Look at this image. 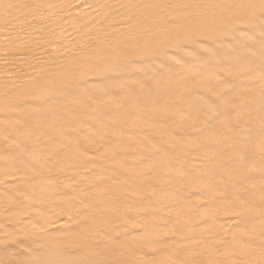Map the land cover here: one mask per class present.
I'll return each instance as SVG.
<instances>
[{"label": "bare ground", "instance_id": "6f19581e", "mask_svg": "<svg viewBox=\"0 0 264 264\" xmlns=\"http://www.w3.org/2000/svg\"><path fill=\"white\" fill-rule=\"evenodd\" d=\"M261 29L264 0H0V115L15 117L0 123V241L18 251L24 234L17 237L11 230L29 219L34 236L32 260L18 263L10 253L2 262L264 264V64L252 68L232 59L243 44L264 43ZM79 32L95 37L91 46L73 47ZM226 42L233 47L225 48ZM187 44L210 46L205 51L210 63L203 72L197 68L201 74L187 85H170L167 99L155 96L158 89L164 92L157 84L141 100L134 99L138 85L121 86L108 71L120 67L133 73L139 66L147 71L156 59ZM80 57L81 62L69 61ZM189 59L179 67L194 70ZM261 59L259 64L264 54ZM49 61L54 62L43 67ZM169 63L162 65L166 72L176 69ZM11 68L16 71L8 76ZM189 71L170 76L178 82ZM108 78L113 82L106 83ZM131 78L141 83L136 75ZM221 78H235L238 90L242 79L260 87L245 93L247 105L241 106L234 98L241 93L227 90ZM189 91V104L195 105L189 118L159 126L169 121L164 105L187 101L182 94ZM206 92L219 111L211 104L202 107L197 97ZM107 94L123 100L124 108L101 106L107 134L100 139V132L88 131L85 123ZM156 103L161 108L154 111L155 123H145L155 131L154 143L128 144L121 134L112 136L115 118L128 127L137 113ZM225 112L236 115L227 119ZM204 117L212 122L198 125ZM249 164L252 171L244 169ZM55 171L61 181L49 179ZM65 196L69 203L60 201ZM120 213L129 217L123 224L115 220ZM137 230L143 237L132 243ZM70 237L76 246L64 257L58 251ZM141 248L145 259L125 257Z\"/></svg>", "mask_w": 264, "mask_h": 264}, {"label": "rangeland", "instance_id": "374dc122", "mask_svg": "<svg viewBox=\"0 0 264 264\" xmlns=\"http://www.w3.org/2000/svg\"><path fill=\"white\" fill-rule=\"evenodd\" d=\"M85 13H87V12H85ZM258 29V28H257ZM256 30V29H255ZM244 30H240V32H239V30L238 31H236V32H238L239 34H241V35H243V33L244 32H246V31H244ZM259 31V30H258ZM263 31L264 30H262L261 29V33H260V35L263 33ZM235 32V33H236ZM248 32V31H247ZM247 32H246V34H247ZM260 32V31H259ZM259 32H258V34H259ZM237 33V34H238ZM248 33H250V32H248ZM254 35H256V34H254ZM78 38L77 39H79V40H77L76 39V41L74 42V44H73V47H75V48H81V47H84V46H91V43L93 42V40H94V36H90V35H88V34H86V33H84V32H79V33H77V35H76ZM80 37V38H79ZM91 39H90V38ZM82 38V39H81ZM84 38V39H83ZM86 39V41H84ZM228 39H229V37H228ZM78 43V44H77ZM81 43V44H80ZM76 44V45H75ZM247 44V45H246ZM245 45L243 44L242 46H241V49L239 50V51H237L238 53L236 54V55H232V57H234V58H232V59H234V60H238L243 66H247V65H250V66H252V68H256V67H260V66H262V64H264V63H258V62H261L262 61V59H261V57H262V54H264V43L263 44H261V43H255V44H251V43H246ZM249 44V45H248ZM224 46H225V48H231V47H233L231 44H229L228 42H226L225 44H223ZM228 47H227V46ZM185 49V51H187L186 53H187V58H185L186 56H185V52H184V50H181V49ZM203 48L204 49H193L192 48V45H188L187 44V46L184 48V46L183 47H181L180 48V50H178L177 49V51L176 50H173V51H175V52H173L172 51V55H169V56H163V59H161V57L160 58H158V60L156 59L155 61H159L158 63H160V64H158L157 62H155L154 61V63L152 64V66H154L153 68H149L148 67V70L146 71L145 70V68H144V70L142 69V67H137L136 69H137V72L139 71L140 72V74H139V72L137 73V72H135V69H134V72H133V70H132V72L133 73H131V71L129 70V71H127V70H124V71H127V73H129V75H130V82H128L126 79H125V75H127V73H125L124 71H122L121 69H120V67L119 68H116V69H114V71L113 70H108L109 72H113V74L115 75V77L117 78L118 77V80H117V82L119 83V85H121V86H125V84H128V83H130V84H132V86L134 87V86H137L138 87V89H137V87H136V90H135V93H134V95H133V98L134 99H139V100H141L142 98H144L145 97V94H146V92L147 91H154L155 89H153V87H152V85L151 84H157L158 86H156V88H161V89H163L164 90V94L162 93H159L160 92V89H158V93L155 95V96H157L158 94L159 95H161V97L162 98H164L166 95H168L169 93H170V91H167V90H172V89H170L169 87H170V85H171V87H173V86H175V85H177V84H188L189 83V78L191 77H194L193 75L196 73V74H199L201 71L203 72V70H204V67H207L208 65H209V63H210V58H208L207 57V50L210 48V46H208L207 44H204L203 45ZM67 50H69V48L67 49ZM205 51H207V52H205ZM241 52V53H240ZM244 55H243V54ZM171 54V53H170ZM175 55V56H174ZM178 55V56H177ZM137 56H138V54H137ZM141 56V54L138 56V57H140ZM171 56V57H170ZM179 56H184V62H185V59H188V58H191L192 57V59H189L188 61H187V64L188 63H191L192 61H194V70H193V67H187V69H183L182 67H185V64H186V62L184 63V64H182L183 62H181L183 59H179V60H181V61H179L181 64H179V65H182V67H179V65H178V63H176L175 62V60L176 61H178V58H179ZM190 56V57H189ZM168 57H170L171 59H173L171 62L170 61H168V60H166V59H169V60H171L170 58H168ZM254 57V58H253ZM166 58V59H165ZM258 58H260V59H258ZM167 61H165V60ZM82 60H84L82 57H80V58H73V59H71V60H69L70 61V63H78V62H81ZM140 62L142 61V59H138ZM191 60V61H190ZM261 60V61H260ZM162 61V62H161ZM50 62H54V61H49L47 64H45V65H43V67H45V68H47L48 66H49V63ZM166 62V63H165ZM170 62V63H169ZM264 62V61H263ZM168 63H169V65L171 64V66H172V64L173 63H175V67H176V69L175 68H173V71H177V72H173V71H171V72H166V70L164 71V65L166 66V64L168 65ZM250 63H252V65L250 64ZM155 64H156V67H157V69H155L154 70V68H155ZM164 64V65H163ZM177 64V65H176ZM163 65V66H162ZM221 67V69L223 68L222 66L223 65H220ZM151 67V66H150ZM196 67V68H195ZM160 70H159V69ZM170 68V67H169ZM168 68V69H169ZM178 68V69H177ZM181 68V69H180ZM199 70H201V71H199ZM224 69V68H223ZM261 69H264V68H261ZM121 70V71H120ZM140 70H142V73L145 71V73L146 74H148V76H149V78H148V76H146L145 74V77H146V79H145V81H142V80H144V79H140V78H143L144 77V75H143V77H142V73H141V71ZM179 70V71H178ZM186 70H190L188 73H189V75H188V73H186L185 75L186 76H188V79H187V77L185 76V75H183V79H181V81H176V79H173L172 78V76H170L171 74H172V72L175 74V75H179L180 73H184V72H186ZM257 70H260V69H257ZM15 71H16V69L15 68H11L10 70H8V72H7V75L9 76V74H10V76L13 74V73H15ZM118 71L121 73H119L118 74ZM148 71H151L152 73H149ZM183 71V72H182ZM164 72V73H163ZM122 73L124 74V76H123V79H121L122 78ZM161 73H163V76H162V74ZM165 73H167V75L165 74ZM201 74V73H200ZM3 74H1L0 73V76H2ZM135 75H136V77H137V79H138V75L140 76L139 77V81H141V83L140 82H136V79L135 78H131L132 76L133 77H135ZM160 75V76H159ZM166 75V76H165ZM160 78H159V77ZM164 77V80H163V78L162 77ZM144 77V78H145ZM158 77V78H157ZM185 77H186V79H185ZM156 78H157V81H156ZM161 78H162V80H161ZM190 78V79H191ZM161 80V81H159V80ZM221 79H224L225 80V82H227V83H225V84H229V85H225L226 87H227V90H229V91H231L232 93L233 92H239V93H241V97H237L238 96V94L237 95H235L234 96V98H236V99H238V102H240L241 101V106H242V104L243 105H247V102H244L243 101V98L245 97V93H248V94H250V93H252V91L253 90H256L257 88H259L260 87V85L259 84H252V83H246V80L245 79H242L241 80V83H245V84H242L241 85V90H238L237 88V85H239V83L237 82V80L235 79V78H231V79H228V78H221ZM113 80L114 79H110V78H108V80L106 81V83L107 82H109V83H111V82H113ZM175 80V81H174ZM228 80H229V82H230V80H231V84L228 82ZM155 81V82H154ZM234 81V82H233ZM136 82V83H135ZM143 82H146V83H148V84H150V85H148V84H145V83H143ZM154 82V83H153ZM121 83V84H120ZM164 83V84H163ZM216 83H218V81L216 82ZM147 85V87L146 88H148V89H143V87L142 86H144L145 87V85ZM175 84V85H174ZM154 85V86H155ZM161 86V87H160ZM240 87V86H239ZM135 88V87H134ZM168 88V89H167ZM167 89V90H166ZM261 89V88H260ZM140 90V91H139ZM175 91H176V93H177V90L175 89ZM169 92V93H168ZM242 94L244 95V96H242ZM0 95H4V91L2 92L1 90H0ZM164 95V96H163ZM182 95H186L188 98H186V99H188L187 101H191L192 99H191V95H190V91L189 92H185V93H183ZM208 95H209V92H206L205 94H199L198 96L199 97H197L198 98V101L201 103V102H203V105L204 106H202L203 108H206V106L207 105H209V104H211V106L212 107H214V109L215 110H217V111H219L220 109H221V106L220 105H218V104H216V102L215 101H212L213 102V104H212V102H209L208 100H207V98H208ZM240 95V94H239ZM109 97V98H108ZM147 97V96H146ZM243 97V98H242ZM102 98V100H101V102L99 103V108H97L96 110H95V112L97 113V115H92L91 116V119L89 118V120H87V123H85L86 124V126L88 127V131H89V129H93V127H95L96 128V130L97 131H95V130H93L94 132H100L99 134H97V137H99L100 139H105V136H106V134H107V132H102V130H103V128L101 127V124H102V120H103V117H104V115H103V109H101V110H99L100 108H101V106H103V107H107L108 106V108H109V106H111V105H115L116 107L115 108H113L114 110H116V111H118V112H121L122 110H123V108H124V104H123V100H121V99H117V98H114V97H111V95H109V94H107L106 96H104V97H101ZM149 98V97H148ZM112 99V100H111ZM164 99H167L166 97L164 98ZM185 99V100H186ZM225 100V99H224ZM187 101H182V102H178V101H175V99H173L170 103H167L166 105H164V107H166L167 108V110H168V116H169V121L167 122V124H163V125H159V126H162V127H166L167 125H172V123H175L176 121L177 122H180V120H181V118H184V119H187V118H189V112H191L190 110H191V108H193V107H195V105H193V106H191L189 103H190V101L189 102H187ZM247 101H248V98H247ZM75 103V102H74ZM121 103V104H120ZM172 103V104H171ZM185 103H187L188 104V106H187V104H186V106H185ZM206 105H205V104ZM72 104H73V102H72ZM181 106H180V105ZM192 104V103H191ZM216 104V105H215ZM83 105V104H82ZM113 105V106H114ZM154 107H152L151 108V110H147L146 112H144V113H137L136 114V116H134V118H133V120L131 121V123H129L128 124V127L127 126H125V128H123V127H121L120 126V123H119V119L118 118H115L112 122L114 123V125H113V127L110 129V133L112 134V136L113 135H117V134H121L122 136H124V139H127V143L128 144H135V143H137V142H139V143H141V144H143V143H154L153 141H155L154 140V138L152 137V135L151 134H154V132L155 131H150V130H147L146 128H149V127H146V124L148 125V123H150L151 125H153V123H155V122H152L151 120L155 117V114H156V112L154 113V111L155 110H157V109H159V108H161V105H160V103H156V104H154L153 105ZM163 106V105H162ZM190 106H191V108H190ZM216 106L218 107L219 106V108L217 109L216 108ZM121 107V108H120ZM200 106H198L197 108H199ZM202 107H200V108H202ZM225 107V106H224ZM254 109V108H253ZM113 110V111H114ZM255 110V109H254ZM108 111V110H107ZM226 113V115L225 116H227V117H225V116H220V118H218V120H221L222 119V117L224 118H227V119H231L232 117H234V115H236V112L235 113H233V112H225ZM261 114H263V113H261ZM138 116V117H137ZM173 116V117H172ZM99 117H101V118H99ZM186 117V118H185ZM96 118H97V120H96ZM205 118V119H204ZM204 118H201L200 120H198L196 123L198 124V125H200V123L202 124V125H204V126H207L210 122H212V120H210L209 118H206V117H204ZM98 119H100V120H98ZM208 120V121H205V120ZM115 120H116V122H115ZM210 120V121H209ZM12 121H15V117H10V118H8V117H6V116H4V115H0V123H7V124H9L10 122H12ZM96 121V122H95ZM137 121V122H136ZM205 122V123H204ZM99 123V124H98ZM146 123V124H145ZM157 123H158V120H157ZM169 123V124H168ZM81 124V123H80ZM79 124V125H80ZM135 124V125H134ZM142 124V126L140 127V125ZM98 125V126H97ZM131 125V126H130ZM157 124L155 125V127H157L158 126ZM97 126V127H96ZM149 126V125H148ZM27 127V126H26ZM154 127V126H153ZM152 127V128H153ZM79 128V126L77 127V129ZM94 128V129H95ZM136 128V129H135ZM101 129V130H100ZM93 132V133H94ZM128 132H130V133H128ZM83 135H85V137L83 136L82 138L83 139H88V138H90V134H87V136H86V134H83ZM89 135V136H88ZM70 136H72V134H71V132H69L68 134H67V136H66V139L68 140V141H71V139H72V137H70ZM102 137V138H101ZM132 137V138H131ZM152 138V139H151ZM193 138L194 139H197L198 138V136H193ZM140 139V140H139ZM166 139V138H165ZM177 139H180V137H177ZM138 140V141H137ZM251 145H252V143H250ZM249 166H251V164H249V165H245L244 166V169H247V171H252V169H249L248 167ZM56 170H58V168H56ZM54 173H56V174H52L50 177H49V179H51V178H55V180L56 179H58V180H60L61 181V179H60V174L58 175V172H54ZM44 174H46V173H43L42 175H44ZM73 198V197H72ZM69 199H71L70 198V196H65L64 198H62V200H60L61 202L64 200V202H67V203H69L70 202V200ZM67 200V201H66ZM68 206H70V205H68ZM199 210H201V207H200V209ZM56 213H54L53 214V217H54V219H56ZM119 217H121V220H120V218ZM256 217H257V215H256ZM129 217L127 216V215H125L124 213L122 214V213H120L119 214V216H117V218L115 219L116 221H120V223H124V222H126L125 220H127ZM30 221V222H29ZM123 221V222H122ZM33 224V222L31 221V219H29L28 221H26V222H24L23 223V226L22 227H20V229H17V230H11V232L14 234V235H16L17 237H22L21 236V234L23 233L24 234V237H22L24 240H21L20 242H18V245H17V248H18V251H10V250H7L6 248H5V245L4 244H2V242L0 241V264H4L2 261L4 260V258H6L10 253H14V255H13V257H12V259L15 261V262H18V263H25V262H29L30 260H32L30 257V252H31V250L29 249V246H30V244H32V243H30V242H34V241H31V239H33L34 238V236L30 233V230H29V228L31 227V225ZM26 229H28L27 231H24V230H26ZM157 228L155 227L154 229H152V233L154 232V230H156ZM65 231H66V229H64V230H58L57 231V233H56V235H58V237H63V234L62 233H65ZM20 233V234H19ZM142 233V234H141ZM148 233H150V232H148ZM140 235H142V236H140ZM146 235H148L147 233H145L144 234V237L146 236ZM65 237V236H64ZM133 241H132V243L133 242H135V240L136 239H140L141 237H143V232L141 231V230H137V232H135L134 234H133ZM29 238V239H28ZM78 243V242H77ZM151 242H148V244H150ZM74 246H76V241L74 240H72V238L70 237V238H68V240L66 241V242H64V249L63 250H61V251H58V253L59 254H62L64 257H67V256H69V251H70V249L71 248H73ZM27 248V249H26ZM143 248H141L140 250H132L131 252H129V253H127L126 254V258H131V259H138V256H140L139 257V260H140V258L141 259H145V257H146V255H145V253H146V251H143L142 250ZM21 250V251H20ZM27 250V251H26ZM24 251V252H23ZM6 252V253H5ZM21 252V253H20ZM5 253V254H4ZM132 253L134 254L135 253V255H132ZM68 254V255H67ZM133 257V258H132ZM7 263L6 264H9V262L8 261H6Z\"/></svg>", "mask_w": 264, "mask_h": 264}]
</instances>
